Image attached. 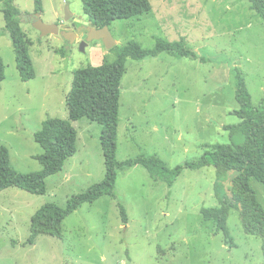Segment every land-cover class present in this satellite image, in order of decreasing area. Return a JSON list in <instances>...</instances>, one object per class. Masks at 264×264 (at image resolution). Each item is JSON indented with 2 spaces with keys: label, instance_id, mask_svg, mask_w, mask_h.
Listing matches in <instances>:
<instances>
[{
  "label": "rangeland",
  "instance_id": "1",
  "mask_svg": "<svg viewBox=\"0 0 264 264\" xmlns=\"http://www.w3.org/2000/svg\"><path fill=\"white\" fill-rule=\"evenodd\" d=\"M150 2L154 9L161 6V14L167 12L160 0ZM189 3V28L183 32L177 27L178 38L186 33L189 42L183 41L210 61L168 54L127 61L120 98V162L156 157L171 169L185 168L198 161L208 146L229 144L225 127L241 123L235 114L240 110L238 72L253 106L264 100V21L247 0ZM14 4L23 13L22 30L36 78L21 80L0 2V147L9 149L17 172L31 174L43 169L36 157L44 151L34 134L48 118L69 120L67 96L74 73L98 66L101 60L114 61L116 53L102 41L91 42L82 52V34L74 43L61 34L43 37L34 27L35 0H14ZM43 8L42 21L58 25L61 32L75 31L73 24L80 19L92 26L81 0H43ZM67 8L73 16L69 21ZM171 12L177 20L180 9ZM153 15L114 22L109 28L118 47L136 41L144 49H153L156 38L169 41ZM196 29L202 34H196ZM97 45L104 55L92 54ZM72 124L78 133L76 155L61 173L47 180L46 194L17 188L0 192V264H264L263 241L245 233L239 210L233 209L228 221L235 248L225 244L222 233L215 235L214 223H203L202 210L220 206L233 176L222 183L218 196L213 167L184 169L173 187L154 181L141 165L119 171L117 199L106 196L84 204L64 221L63 239L43 235L35 245L28 244L32 218L39 209L47 204L65 207L105 179L102 126L87 118ZM250 185L264 207V185L255 179ZM119 204L127 211V223Z\"/></svg>",
  "mask_w": 264,
  "mask_h": 264
},
{
  "label": "trees",
  "instance_id": "2",
  "mask_svg": "<svg viewBox=\"0 0 264 264\" xmlns=\"http://www.w3.org/2000/svg\"><path fill=\"white\" fill-rule=\"evenodd\" d=\"M81 1L85 15L97 28L110 27L116 21H130L152 12L149 0ZM247 1L256 16L264 21V0ZM0 2L3 3L6 23L4 30L12 40L21 80L28 82L36 78V72L29 44L22 30L23 13L14 4V0ZM43 11V0H35V13L41 14ZM111 52L116 53L114 61L105 59L102 65L88 66L74 73L72 89L67 96L69 120L48 118L42 129L34 134L36 143L44 151L36 157L43 167L41 171L31 174L17 172L12 167L9 149L0 147V192L17 188L40 196L47 192V180L61 173L66 163L76 155L78 133L72 123L87 118L102 126L101 145L106 168L104 181L72 198L65 207L47 204L39 209L32 218L28 244L35 245L43 235L63 239L64 221L84 204H93L106 196L117 199L116 183L119 171L141 165L148 170L154 181H162L173 187L184 169L198 171L213 167L217 174L215 190L218 196L222 183L233 176L229 181L228 195L220 199V206L202 210L203 223H214L215 235L222 233L225 244L235 248L228 221L231 211L239 210L245 233L262 239L264 255V207L250 185L252 179L264 185V100L259 107L253 106L246 81L242 73L238 72L236 99L240 110L235 114L241 123L225 127V131L229 133V144L208 146L209 150L198 161L187 164L185 168L171 169L156 157H140L120 162L117 157L120 98L127 61H142L161 54L202 63L210 60L200 57L194 46L185 41L170 43L165 38H156L153 49H144L138 42L132 41L122 47L116 46ZM2 71L0 62V82ZM119 209L127 223L125 207L119 204Z\"/></svg>",
  "mask_w": 264,
  "mask_h": 264
},
{
  "label": "crops",
  "instance_id": "3",
  "mask_svg": "<svg viewBox=\"0 0 264 264\" xmlns=\"http://www.w3.org/2000/svg\"><path fill=\"white\" fill-rule=\"evenodd\" d=\"M160 1H161L160 5H162V7L167 12L169 10V13L166 12V13L161 14L159 12V8L161 6L158 9H154L152 6L151 7L152 12L151 13L154 14L153 16H157L158 25L160 27H162L165 36L168 37L170 43H180L183 40L188 41V38H186L187 35H184L186 33L182 34L178 38L179 35L177 34V32H178V28H181V30L183 32H185L184 30H186V28H189V25L186 23V20H188V18H189L187 16H190V14L188 13V11H190L189 10L190 9L189 8V6H190L189 0L188 1H186V0H160ZM149 2H150V0H149ZM180 6H182V8ZM176 8L180 9V12L177 13V15H179V16H177V20H175L172 17L173 12H171V11H175ZM182 11H185L187 13H183ZM195 33L196 34H202L201 29H199V30L196 29ZM187 34H188V32H187ZM117 43H119V42L117 41ZM93 50L94 51L92 52V54L95 53L97 55V57L100 56L101 54H103V55L105 54L104 49L101 45L95 46ZM99 59H101V58H99ZM102 64H103V62L101 60L99 65H102Z\"/></svg>",
  "mask_w": 264,
  "mask_h": 264
},
{
  "label": "water",
  "instance_id": "4",
  "mask_svg": "<svg viewBox=\"0 0 264 264\" xmlns=\"http://www.w3.org/2000/svg\"><path fill=\"white\" fill-rule=\"evenodd\" d=\"M36 18H37V22L34 24V27L39 32H41L43 37H47L49 35L61 34L62 36H64L66 39H68L72 43H74L78 37V35L72 31H62L61 32L60 27L56 24H53V25L45 24L40 18L39 14H37ZM72 18L73 16L70 13L69 8H67L66 21H69ZM76 22L77 24H82L83 26L88 27V32L81 37L82 39L81 51L82 52H86V48L88 47V45L94 41H102L108 50H111L115 48L116 46H118V43L113 37L109 26H106L103 28L92 27L90 26L89 22L87 21L85 22L82 19Z\"/></svg>",
  "mask_w": 264,
  "mask_h": 264
},
{
  "label": "flooded vegetation",
  "instance_id": "5",
  "mask_svg": "<svg viewBox=\"0 0 264 264\" xmlns=\"http://www.w3.org/2000/svg\"><path fill=\"white\" fill-rule=\"evenodd\" d=\"M73 26H74L73 29L75 31H72V32L76 33L78 36H79V34H82L81 35V37H82L84 34H86L88 32V27H85L82 24H73ZM92 27H95V26H93V24H92ZM83 29L85 30L84 33L82 32Z\"/></svg>",
  "mask_w": 264,
  "mask_h": 264
}]
</instances>
